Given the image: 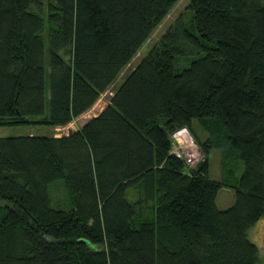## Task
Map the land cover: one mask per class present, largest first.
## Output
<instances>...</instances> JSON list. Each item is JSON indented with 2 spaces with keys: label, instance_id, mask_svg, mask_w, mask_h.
Here are the masks:
<instances>
[{
  "label": "trees",
  "instance_id": "trees-1",
  "mask_svg": "<svg viewBox=\"0 0 264 264\" xmlns=\"http://www.w3.org/2000/svg\"><path fill=\"white\" fill-rule=\"evenodd\" d=\"M179 1L0 0V127L87 114ZM195 120L228 175L244 167L234 182L171 153ZM224 187L235 203L219 210ZM263 217L264 0H190L80 130L0 137V264H260Z\"/></svg>",
  "mask_w": 264,
  "mask_h": 264
},
{
  "label": "rangeland",
  "instance_id": "rangeland-1",
  "mask_svg": "<svg viewBox=\"0 0 264 264\" xmlns=\"http://www.w3.org/2000/svg\"><path fill=\"white\" fill-rule=\"evenodd\" d=\"M190 0H180L172 12L167 16V18L157 27L152 35V40L149 41L148 45L142 48L137 56L133 59L130 65L125 69V71L120 75L119 79L113 85L112 89L106 94L102 95L99 102L84 116L74 120L69 126L65 128H33V127H0V137H8V136H21L27 134H38V135H54L56 137H64L68 136L70 132H76V130H80L81 126L88 120V118H93L94 115H98V112L102 111L106 108L109 103L110 97L112 95V91L118 87L125 77L132 71V69L139 64L144 57L148 54L149 47L156 42L165 31L173 25L175 20L184 12H186V7L188 6ZM188 17L190 14H188ZM187 61V62H186ZM190 61L185 60L182 62V66H189ZM93 116V117H92ZM208 122H202L195 120L192 125L177 129L174 131L171 136V144L175 145L176 150L180 151L182 155V160L185 161L186 151H183V148H191V150L196 152V156L199 161L196 162V165H192L190 170L196 172V169L199 168L201 164L206 163L208 160L209 172L208 177L214 181H227L234 182L238 179L244 170L239 162H235V169L239 168V171L234 175H228L227 170L229 168V162L227 164L224 163L223 152L213 143L211 140L213 134L208 129ZM213 142V139H212ZM205 143L209 144L206 149H208V157L205 150ZM173 154V153H172ZM174 155V154H173ZM176 156V155H175ZM177 157V156H176ZM195 174V173H194ZM193 175V174H192ZM233 176V178H232ZM137 192L129 191L128 196L131 201L136 199ZM51 202L52 206L56 209H65L67 210L69 205V197L68 191L65 183L63 181H59L54 183L51 186ZM235 203V191L231 188L224 187L220 190L216 205L219 210H227L231 208ZM249 238L253 241L258 248L260 249L261 254V263L264 264V217L261 218L254 227L249 231Z\"/></svg>",
  "mask_w": 264,
  "mask_h": 264
},
{
  "label": "built area",
  "instance_id": "built-area-1",
  "mask_svg": "<svg viewBox=\"0 0 264 264\" xmlns=\"http://www.w3.org/2000/svg\"><path fill=\"white\" fill-rule=\"evenodd\" d=\"M187 149H189L191 151V148L187 147ZM187 149L183 148L182 150L186 151ZM171 153L176 155L178 158H182V155H181L180 151L176 150L174 143H173V145L171 144ZM184 156H185V158H184L185 162L187 163L188 167H190V168H191L192 165H194V164L196 165V162L199 161L198 158H200V157L196 156V152L193 151V150L191 152H187L186 151V154ZM193 162H194V164H193Z\"/></svg>",
  "mask_w": 264,
  "mask_h": 264
},
{
  "label": "crops",
  "instance_id": "crops-1",
  "mask_svg": "<svg viewBox=\"0 0 264 264\" xmlns=\"http://www.w3.org/2000/svg\"><path fill=\"white\" fill-rule=\"evenodd\" d=\"M107 105H108V104H107ZM103 110H104V109H103ZM103 110H102V111H103ZM102 111L98 112V115H99ZM85 115H86V114H85ZM98 115H94V117H97ZM83 116H84V115H83ZM92 117H93V116H92ZM94 117H93V118H94ZM91 119H92V118H91ZM91 119L88 118V120H86V122H85L82 126H84V125H85L89 120H91ZM82 126H81V127H82ZM76 131H78V130H76Z\"/></svg>",
  "mask_w": 264,
  "mask_h": 264
},
{
  "label": "bare ground",
  "instance_id": "bare-ground-1",
  "mask_svg": "<svg viewBox=\"0 0 264 264\" xmlns=\"http://www.w3.org/2000/svg\"><path fill=\"white\" fill-rule=\"evenodd\" d=\"M192 151V150H191ZM189 149H187V152H191ZM194 163V162H193Z\"/></svg>",
  "mask_w": 264,
  "mask_h": 264
},
{
  "label": "water",
  "instance_id": "water-1",
  "mask_svg": "<svg viewBox=\"0 0 264 264\" xmlns=\"http://www.w3.org/2000/svg\"><path fill=\"white\" fill-rule=\"evenodd\" d=\"M72 134V132H70V134L69 135H71ZM195 172H192V174H194Z\"/></svg>",
  "mask_w": 264,
  "mask_h": 264
}]
</instances>
